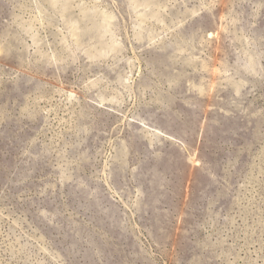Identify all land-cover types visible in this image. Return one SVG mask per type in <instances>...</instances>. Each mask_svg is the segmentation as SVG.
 <instances>
[{
	"label": "rangeland",
	"instance_id": "obj_1",
	"mask_svg": "<svg viewBox=\"0 0 264 264\" xmlns=\"http://www.w3.org/2000/svg\"><path fill=\"white\" fill-rule=\"evenodd\" d=\"M0 264H264V0H0Z\"/></svg>",
	"mask_w": 264,
	"mask_h": 264
},
{
	"label": "bare ground",
	"instance_id": "obj_2",
	"mask_svg": "<svg viewBox=\"0 0 264 264\" xmlns=\"http://www.w3.org/2000/svg\"><path fill=\"white\" fill-rule=\"evenodd\" d=\"M110 18V17H109ZM112 18V17H111ZM212 36V35H211ZM150 130V129H149ZM152 131V130H151ZM155 131V130H154ZM148 132V131H147ZM148 134H149V132H148ZM153 134L155 135V136H160L161 137V134L159 135H157V132H153ZM153 134H151V136L153 135ZM153 137V136H152Z\"/></svg>",
	"mask_w": 264,
	"mask_h": 264
}]
</instances>
